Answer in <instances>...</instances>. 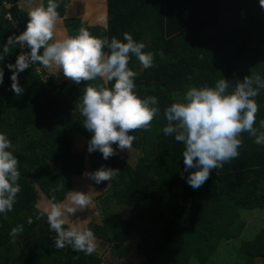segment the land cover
<instances>
[{
	"label": "trees",
	"instance_id": "16d2710c",
	"mask_svg": "<svg viewBox=\"0 0 264 264\" xmlns=\"http://www.w3.org/2000/svg\"><path fill=\"white\" fill-rule=\"evenodd\" d=\"M18 1L0 0V55L7 38L26 29L27 11ZM42 2L46 5L47 0ZM66 7L67 0H60L58 12L67 35L85 27L94 36L123 41L128 32L146 45L145 52L154 53L153 67L144 69L132 57L129 68L138 73V95L156 96L160 112L150 130L130 133L136 137L132 161L115 144L117 154L105 160L99 151H87L92 133L82 126L84 118L76 107L85 84H57L54 74L33 64L19 73L25 91L16 96L7 64L29 49L11 47L0 61V133L11 140L20 161L21 191L13 210L0 214V264H83L68 246L54 247L56 234L46 217L37 219L42 209L37 203L40 199L45 205L53 195L57 202L67 201L68 191H81L75 179L101 166L120 173L99 184L85 176L92 203L71 215L88 218L85 227L94 232L96 250L108 246L116 257L127 256L130 248L124 242L135 235L142 261L133 264H219L221 251L233 256L232 264H264V225L251 238L241 237L247 216L264 213V145L242 133L240 155L193 189L187 183L193 170L184 171L183 144L162 131L167 124L164 109L181 99L187 87L211 86L226 78L231 90L245 76L258 73L264 79V9L259 0H106L105 26L65 17ZM255 99L259 111L254 127L259 128L264 89ZM17 225H23V232L13 238L9 233ZM92 255L86 256V264L104 261L100 255L90 260Z\"/></svg>",
	"mask_w": 264,
	"mask_h": 264
},
{
	"label": "clouds",
	"instance_id": "9594fccd",
	"mask_svg": "<svg viewBox=\"0 0 264 264\" xmlns=\"http://www.w3.org/2000/svg\"><path fill=\"white\" fill-rule=\"evenodd\" d=\"M259 6L264 9V0H259ZM59 7L60 0H47L46 5L40 2L31 7L27 12L26 29L7 38L0 61L10 53L11 47L19 45L21 49H29L21 51L14 64H7L12 71L11 90L16 96L25 91L19 85V73L33 64L55 67L66 79L76 84L83 82L85 87L76 107L84 118L82 126L92 133L87 151H99L107 160L117 154L114 144L121 151L130 149L136 139L130 133L150 130L154 117L160 112L156 96L141 98L138 95L135 83L138 73L129 68L132 57L137 58L144 69L153 67L154 53L145 52L146 45L135 41L128 32L123 33V41L115 36L111 39L94 36L85 27H80L75 35L57 34ZM3 78L4 71L0 68V84ZM230 83L221 78L211 86H189L181 99L164 109L167 124L162 131L166 136L174 135L175 140L183 144L184 171L193 170L187 176V183L193 189L203 186L214 169L222 168L240 155L242 133L254 137L255 144L264 145L261 130L264 119L260 120L259 128L254 127L259 111L255 98L264 89V79L258 73L248 75L237 80L231 90ZM14 151L8 136L0 133V214L13 210L21 191L20 161ZM119 173V169L101 166L83 175L99 184L110 182ZM91 203L90 191H68L67 201L57 202L53 195L40 209L37 219L46 217L49 230L56 234L53 238L56 249L71 246L86 255L96 251L94 232L81 226L79 220L69 223L72 214ZM32 222L29 217L27 223ZM21 232L23 225H17L9 235L15 238Z\"/></svg>",
	"mask_w": 264,
	"mask_h": 264
},
{
	"label": "rangeland",
	"instance_id": "374dc122",
	"mask_svg": "<svg viewBox=\"0 0 264 264\" xmlns=\"http://www.w3.org/2000/svg\"><path fill=\"white\" fill-rule=\"evenodd\" d=\"M86 4H87V2H86ZM104 4H102V5H104ZM76 7L77 8L75 9V12H78V14H79V13H81L80 12L81 10H84L85 5H84V3H81V4H78L77 3L76 4ZM70 14H72V12ZM85 14L86 15L89 14L88 11H87V9H85ZM89 17H90V15L88 16V18ZM100 20H102L103 23L106 21V18H105L104 13L101 15ZM86 21L89 24H94L96 22L95 20L88 21L87 19H86ZM88 23H85V24L89 25ZM105 24H106V22L104 23V25ZM61 28H62V26H61ZM53 68L55 69V67H53ZM44 69L47 72L54 74L55 81H56L57 84H59V83H61L63 81H66L67 84H68V86L74 84V82L71 81V80L68 81V80L63 79L64 78V75H63L62 72H57L54 69L52 71H50L49 69H52V68H44ZM118 151H119V153H120V155L122 157L126 158V160H129V161L131 160L132 161V159L134 158L133 153H132V151L130 149L123 150V151H121L120 149H118ZM86 179H87V177H85V175H84L81 178L75 179V182H74L75 184L77 183L79 185L78 187L81 188V191L84 192V193H87L86 189L84 188V186H86V184H85L86 183ZM87 180L90 181L89 178ZM89 188H91V186ZM37 205H38L39 208H43L47 204L43 205V201L39 199ZM75 219H76V221L79 220L80 225L83 226V227H85V223L88 220V218H85L84 219L83 217L80 218V217H77V216L75 217ZM75 219L70 217L69 218V223L70 222L72 223V221L74 222ZM261 223L264 225V213L263 214H259L257 212L251 213L246 218V227H245V230L243 231L241 237L243 239H249V238H251L254 235V233L257 230V228L261 225ZM138 239H139V237L133 235V236H131V238L127 242H125V243H128L127 245L130 248V255L125 256L123 259L117 258L114 252L113 253H112V251L110 252L109 249H111V248H109L108 246H107L108 248L106 247V250L104 251L102 245H100V249L99 250H96V251H99V255L103 257V260H104L105 264H132V263H134V261L141 262L142 261V257H140L139 255H137L136 250H135V244H136V242H137ZM104 247H105V245H104ZM69 248L71 249V253H73V255H74L75 258L82 259L83 260V264H86L88 262L87 260L89 258L86 257L88 255L85 254L84 255V258H82L80 256V254L82 252H77V251L73 250L71 248V246H68V249ZM222 249H224V247H222ZM100 250H102V251H100ZM63 251H65V250H63ZM94 253L95 254H93V255H95V256L94 257H91L92 259L90 258V260H99L98 257H100V256L99 255H96L97 252H94ZM218 258H220V260ZM218 258L216 260L219 261V264L220 263H223V262H224V264H232L231 262L233 261V259H232L233 256L232 255L225 256V251H221V254L218 256ZM106 261H107V263H106Z\"/></svg>",
	"mask_w": 264,
	"mask_h": 264
},
{
	"label": "crops",
	"instance_id": "0c3cea01",
	"mask_svg": "<svg viewBox=\"0 0 264 264\" xmlns=\"http://www.w3.org/2000/svg\"><path fill=\"white\" fill-rule=\"evenodd\" d=\"M103 1L104 0H67V7H66V11H65V17H79L81 19L82 23H88L86 21V19L88 21L95 20L96 22L94 24H89V23L88 24L89 25L97 24V25L105 26L106 24L104 25V23L106 21L103 23L102 20H100V17H101V15L103 13H104L105 18H106V0L104 2ZM40 2H42V0H19L17 2V5H18V7L20 9H23V10L28 12L31 9V7L35 6L36 4H39ZM86 2H87V4H86ZM77 3L78 4L84 3V5H85L84 10H81V11L79 10L81 12L79 14H78V12H75V9L77 8L76 7ZM102 4H104V5H102ZM85 9H87V11L89 13L87 15L88 16L90 15L89 18L85 14ZM71 12H72V14H70ZM61 26H62V28H61ZM57 34H67L65 29H64V27H63L62 18H60V21H59L58 26H57ZM53 69L54 68L49 69V70L52 71ZM54 70H56V69H54ZM63 79L69 81V79H66L65 77ZM124 244H128V243L124 242ZM128 255H130V254H128ZM124 257L125 256H123V257H121L119 259H123ZM101 262H103L105 264L104 261H101ZM135 262H137V261H134V263ZM106 263H107V261H106Z\"/></svg>",
	"mask_w": 264,
	"mask_h": 264
},
{
	"label": "built area",
	"instance_id": "2783aa9c",
	"mask_svg": "<svg viewBox=\"0 0 264 264\" xmlns=\"http://www.w3.org/2000/svg\"><path fill=\"white\" fill-rule=\"evenodd\" d=\"M5 18H6L7 20L11 21V16H10L9 13H6V14H5ZM100 264H103V263H100Z\"/></svg>",
	"mask_w": 264,
	"mask_h": 264
}]
</instances>
